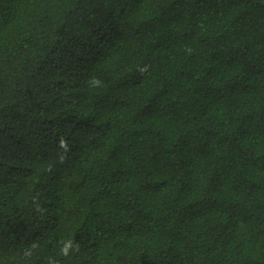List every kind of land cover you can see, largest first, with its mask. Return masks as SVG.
<instances>
[{
  "label": "trees",
  "instance_id": "16d2710c",
  "mask_svg": "<svg viewBox=\"0 0 264 264\" xmlns=\"http://www.w3.org/2000/svg\"><path fill=\"white\" fill-rule=\"evenodd\" d=\"M0 264H264V0H0Z\"/></svg>",
  "mask_w": 264,
  "mask_h": 264
},
{
  "label": "clouds",
  "instance_id": "9594fccd",
  "mask_svg": "<svg viewBox=\"0 0 264 264\" xmlns=\"http://www.w3.org/2000/svg\"><path fill=\"white\" fill-rule=\"evenodd\" d=\"M94 83L98 84V81H94ZM65 254H66V250H65Z\"/></svg>",
  "mask_w": 264,
  "mask_h": 264
}]
</instances>
